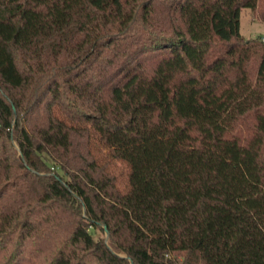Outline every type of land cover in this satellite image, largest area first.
Returning a JSON list of instances; mask_svg holds the SVG:
<instances>
[{"label": "trees", "instance_id": "1", "mask_svg": "<svg viewBox=\"0 0 264 264\" xmlns=\"http://www.w3.org/2000/svg\"><path fill=\"white\" fill-rule=\"evenodd\" d=\"M242 8L264 22V0H0V264H264Z\"/></svg>", "mask_w": 264, "mask_h": 264}, {"label": "rangeland", "instance_id": "2", "mask_svg": "<svg viewBox=\"0 0 264 264\" xmlns=\"http://www.w3.org/2000/svg\"><path fill=\"white\" fill-rule=\"evenodd\" d=\"M239 30L246 39L262 38L264 37V22L259 21L250 8H242L239 16ZM91 148L96 159L100 163H106L108 171L115 175L118 188L125 190L129 170L127 164L112 159L107 149L99 145L96 137L92 138Z\"/></svg>", "mask_w": 264, "mask_h": 264}, {"label": "water", "instance_id": "3", "mask_svg": "<svg viewBox=\"0 0 264 264\" xmlns=\"http://www.w3.org/2000/svg\"><path fill=\"white\" fill-rule=\"evenodd\" d=\"M103 227H104V229H105L106 235H108V231H107V229H106V226H103Z\"/></svg>", "mask_w": 264, "mask_h": 264}, {"label": "built area", "instance_id": "4", "mask_svg": "<svg viewBox=\"0 0 264 264\" xmlns=\"http://www.w3.org/2000/svg\"><path fill=\"white\" fill-rule=\"evenodd\" d=\"M261 41L264 43V37L261 38Z\"/></svg>", "mask_w": 264, "mask_h": 264}]
</instances>
